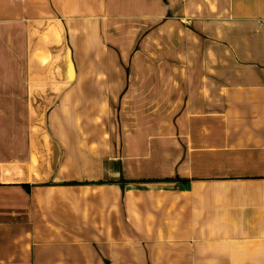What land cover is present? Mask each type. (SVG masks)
Returning <instances> with one entry per match:
<instances>
[{
	"label": "crops",
	"instance_id": "crops-1",
	"mask_svg": "<svg viewBox=\"0 0 264 264\" xmlns=\"http://www.w3.org/2000/svg\"><path fill=\"white\" fill-rule=\"evenodd\" d=\"M0 264H264V0H0Z\"/></svg>",
	"mask_w": 264,
	"mask_h": 264
},
{
	"label": "rangeland",
	"instance_id": "rangeland-1",
	"mask_svg": "<svg viewBox=\"0 0 264 264\" xmlns=\"http://www.w3.org/2000/svg\"><path fill=\"white\" fill-rule=\"evenodd\" d=\"M184 66H181V70H184L183 68ZM133 75L134 73H128ZM184 72H161L160 74V79H169L170 76H173L175 78H180V79H184ZM116 106V105H115ZM179 106V105H177ZM161 108H164V111L160 112L161 116L167 115V111H168V105H160ZM113 111H115L117 114H119V107L116 106ZM170 118H161V119H153V120H145V124H152L153 125V129L152 130H158L159 132H161L165 127H168V122H170ZM158 127V128H157ZM145 133L147 130H144ZM122 183V182H121Z\"/></svg>",
	"mask_w": 264,
	"mask_h": 264
}]
</instances>
